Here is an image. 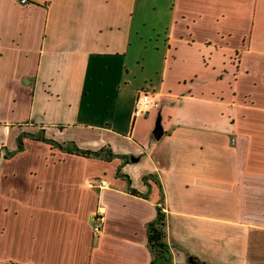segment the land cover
Returning a JSON list of instances; mask_svg holds the SVG:
<instances>
[{
	"label": "crops",
	"instance_id": "crops-1",
	"mask_svg": "<svg viewBox=\"0 0 264 264\" xmlns=\"http://www.w3.org/2000/svg\"><path fill=\"white\" fill-rule=\"evenodd\" d=\"M159 210L166 264H264V0H0V264H152Z\"/></svg>",
	"mask_w": 264,
	"mask_h": 264
},
{
	"label": "trees",
	"instance_id": "trees-1",
	"mask_svg": "<svg viewBox=\"0 0 264 264\" xmlns=\"http://www.w3.org/2000/svg\"><path fill=\"white\" fill-rule=\"evenodd\" d=\"M49 140V139H46ZM54 142L53 140H49ZM22 140H19V146L21 147ZM61 148L67 149L69 152H74L81 155L87 156H101L104 148L99 149L97 151L92 150H85L79 147H64L63 145L59 144ZM109 158V157H108ZM149 243L151 248L155 252V259L152 261V264H166L165 257L168 254L169 245L166 240V231H165V223H164V215L161 210H159V216L157 221L151 223L149 225ZM194 258V262L188 264H208L205 261L199 260L196 257Z\"/></svg>",
	"mask_w": 264,
	"mask_h": 264
},
{
	"label": "built area",
	"instance_id": "built-area-1",
	"mask_svg": "<svg viewBox=\"0 0 264 264\" xmlns=\"http://www.w3.org/2000/svg\"><path fill=\"white\" fill-rule=\"evenodd\" d=\"M22 4L29 3L33 0H19ZM160 106V98L157 94L150 93L148 91H143L138 100L136 101L134 108V115L141 116L147 115L152 109L158 108ZM10 127H6L5 131H9ZM106 180H101L100 184L102 186L106 185ZM102 225V217L100 214L95 216L94 230L98 231Z\"/></svg>",
	"mask_w": 264,
	"mask_h": 264
},
{
	"label": "water",
	"instance_id": "water-1",
	"mask_svg": "<svg viewBox=\"0 0 264 264\" xmlns=\"http://www.w3.org/2000/svg\"><path fill=\"white\" fill-rule=\"evenodd\" d=\"M162 133H163V131H162V126H161L160 121H158V122H157V125H156V128L154 129L153 134H154V136H155L156 139H160L161 136H162ZM131 160H132V161H137V158L132 157ZM188 262H189V263L194 262V258H193V257H189V258H188Z\"/></svg>",
	"mask_w": 264,
	"mask_h": 264
}]
</instances>
